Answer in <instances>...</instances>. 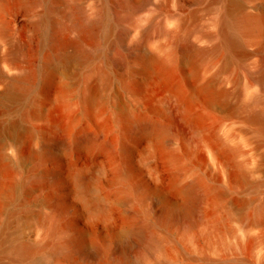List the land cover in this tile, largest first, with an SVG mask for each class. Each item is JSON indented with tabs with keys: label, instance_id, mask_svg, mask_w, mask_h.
I'll list each match as a JSON object with an SVG mask.
<instances>
[{
	"label": "rangeland",
	"instance_id": "1",
	"mask_svg": "<svg viewBox=\"0 0 264 264\" xmlns=\"http://www.w3.org/2000/svg\"><path fill=\"white\" fill-rule=\"evenodd\" d=\"M24 1L0 0V70L3 72L13 73L17 64L29 63L25 52L28 55L39 49L38 58L43 52L40 33L29 26L44 12L45 0H39L31 8H26ZM71 3H76L85 13L91 14L94 5L100 0H62V8L69 11L67 21L77 16L76 12L70 11ZM226 3L227 0H148L122 22L123 28L131 30L126 46L136 42L143 30L148 29L151 37L145 44L146 48L158 57L170 52L176 57V65L167 74V79L160 77L154 69L132 74L127 72L123 86L113 81L99 92V105L104 117H115L126 111L146 112L164 126L169 125L159 136L151 156L147 154L150 147L149 131H137L134 138L126 139L130 151L127 154L120 152L117 147L104 148L103 144L119 130L118 123L114 122L109 131L101 130L82 111L83 81L91 80L94 68L105 62L101 55L82 66L73 64L67 70L55 69L53 82L46 94L41 93L38 81L27 94L17 93L15 97L4 95L6 85L0 80V166L9 165L12 182L26 180L25 189L17 186L15 197L10 201L6 193L0 191V264H73L71 260L75 258L74 254L71 259L60 258L52 254L51 246H45L28 258H18L10 250L11 245L18 242L37 244L46 241L49 216L53 211L47 200L49 192L58 191L65 199V218L77 225V230L85 235L86 247L91 246L92 240L114 246L128 235V224L149 219V208L152 207L155 212H160L164 205L182 209L190 197L181 187L193 180L198 172L216 182L217 190L221 192L218 207L213 206L208 199L201 204L206 217L204 220L207 216L216 217L217 228L213 229V224L210 229L211 224L203 220V224H198L192 231V234H196L193 242H180L182 231L175 230L173 237L164 242V250L156 257L176 256L184 260L183 255L196 256L194 264H205L207 260H211L209 264H238L237 257H248L258 263V251L261 247L264 249V241L258 232L246 235L243 226L254 215L261 222L262 231L264 229V217L256 213L264 201V144L256 139L253 133L255 126L249 124L244 114L226 105L237 103L253 90L247 84L249 72L255 69L260 57V53L256 52L259 42L256 38H245L244 47L252 54L243 59L231 60L229 68L220 71L227 57L226 48H219L207 60L196 65L193 61L181 58L178 44L170 36L157 32L159 27L165 31L180 30L182 34L189 32L190 38L198 41L201 32L216 31V19ZM109 4L112 5V2ZM193 12L198 15V19H189L188 24L179 29L177 17H189ZM250 12H264V0H242L241 10L233 9L237 18ZM198 44L210 46L212 41H198ZM16 46L23 49L24 54L13 53ZM128 59L135 69L140 66L134 55L129 54ZM241 61L247 64V68L241 66ZM215 77L216 80L212 81ZM209 81L213 89L237 91L240 98L230 94L225 103L197 100L194 110L206 113L202 132L205 137L200 135L190 140L171 126L172 120L165 101L171 96V87L175 84L181 83L192 89ZM133 83L138 88L136 92L127 87ZM59 85H65L70 90L68 109L55 102ZM71 115H75L76 119L65 137L68 147L58 148L51 156L40 161L41 152L52 142L54 125L66 126ZM81 132L98 136V142L72 143L73 135ZM215 139L236 148L232 160L221 152ZM172 154L182 161L180 164L184 168L181 171L171 161ZM233 162L242 165L247 173L246 181H231L228 177ZM100 166L104 168L100 174V190L110 197V216L106 219L100 213L91 212L80 193V183L74 177V172L89 173ZM125 166L131 168L129 178L143 187V194L140 191L133 193L127 200L114 196L124 180L117 172ZM46 168L53 169L59 175L56 185L53 186L50 179L41 182L28 179L32 173ZM254 183L260 185L255 187ZM208 211H212V214ZM60 237V233L55 234L52 241L56 242ZM249 242L250 250L247 249Z\"/></svg>",
	"mask_w": 264,
	"mask_h": 264
},
{
	"label": "bare ground",
	"instance_id": "2",
	"mask_svg": "<svg viewBox=\"0 0 264 264\" xmlns=\"http://www.w3.org/2000/svg\"><path fill=\"white\" fill-rule=\"evenodd\" d=\"M38 1L25 0L24 6L31 8ZM109 2H112V5ZM147 2L148 0H100V3L94 5L91 14L85 13L76 3H71L70 11L76 12L77 16L67 21L66 17L69 11L62 8V0H45L44 12L39 14L29 26L30 29L40 33V47L43 52L38 58L39 49H35L27 55L25 49L24 54L23 49L19 46L15 47L13 53L16 55L24 54V56L29 57L30 61L26 64H17L13 73L0 70V80L6 85L3 91L4 95L15 97L17 93L27 94L38 81L41 85V93L46 94L53 82L55 69L67 70L73 64L82 66L89 60L101 55L105 62L94 68L91 80L83 81L82 111L84 115L90 121L97 123L101 130L109 131L114 122L118 123L119 130L113 133L112 138L106 141L103 146L104 148L117 147L120 152L126 154L130 152L126 139L134 138L137 131H149L150 147L147 154L148 156L153 155L159 136L169 125L164 126L163 123L161 124L158 120L149 117L146 112L126 111L115 117H104L99 105L100 89L109 87L113 81L123 86L127 72L132 74L154 69L160 77L167 79V74L176 65V57L173 52L158 57L146 48L145 44L151 37L148 29L143 30L136 42L128 46L125 45L131 30L123 28L122 22L131 17ZM226 4L216 19V31L201 32L198 38V41H212L210 46L199 45L198 41L190 38L189 32L182 34L180 30L165 31L161 27L158 28L157 32L170 36L171 40L177 42L181 58L193 61L196 65L207 60L219 48H226L227 57L222 63L220 71L228 69L231 60L243 59L252 54L245 49L244 41L245 38H256L259 42L256 52L260 53V57L256 61L255 69L249 72L250 79L247 84L248 88L253 90L249 91L244 98H240L237 91L213 89L211 81L197 85L192 89L186 88L181 83L175 84L171 87V96L165 101L172 120L171 126L190 140H195L200 135L204 136L202 132L206 113L195 111V102L203 100L206 103H225L227 97L233 94L240 99L237 103L226 105V107L243 113L249 124L255 126L253 133L256 139L260 144L262 142L264 144V98L262 97V93H264V12L258 14L245 13L237 18L233 14V9L241 10L242 0H227ZM189 19L197 20L198 15L193 12L189 17H177L179 29L184 28ZM24 32L26 31L24 30ZM104 46H106L105 49H103ZM129 54L134 55L140 62L137 69L131 65L128 59ZM241 66L247 68L244 61H241ZM216 77L212 81H215ZM237 80L238 78L235 77V81ZM127 87L135 92L138 89L134 83ZM257 90L258 92H256ZM69 93L70 90L65 85H59L55 96L56 104L68 109ZM75 119L76 116L71 115L66 126L54 125L52 142L45 146L41 152L40 161L51 156L54 150L68 145L65 137L72 128V122ZM97 137L94 134L75 133L72 143L94 144V141L98 142ZM215 141L220 146L221 152L232 160L237 151L236 148L226 146L219 139H215ZM176 156L172 154L171 161L181 171L184 166L180 164L181 160ZM101 167L91 169L89 173L85 171L74 172V177L80 183V193L89 205L91 212L100 213L106 219L110 216L108 204L110 197L100 190V174L104 169ZM10 171L8 164L0 166V191L3 190L6 193L9 201L15 197L17 186L25 189L26 185V180L12 182L9 176ZM130 172V166H125L117 172L119 173L118 176L120 175L124 180L114 196L123 200L129 199L131 194L139 191L143 194L142 185L129 178ZM228 174L231 181L247 180V173L239 163L233 162L232 169ZM28 179L37 182L50 179L54 186L59 182V175L53 169L46 168L41 172L32 173ZM253 185L258 187L260 184L254 183ZM181 189L190 197L182 209H174L169 205H164L160 212H155L151 207L147 210L149 216L147 221L131 223L132 218L130 219L128 235L120 243L107 246L104 241L98 243L95 240H90L91 246L89 247H86L87 239L82 232L77 230V225L75 226L73 222L66 220L67 203L65 199L60 196L58 191L49 192L47 200L52 205L53 211L49 216L50 224L46 241L37 244L26 241L18 242L11 245L10 250L18 258H28L45 246H51L52 254L60 256V258L71 259L72 254H74L75 258L73 257L71 260L73 264H194L197 260L196 256L187 257L183 255L184 260H182L176 256L158 258L156 255L164 250V242L173 237L175 230L182 231L183 236L180 237V242L196 240V234H192V231H195L193 229L198 224H203L205 215L201 210L202 202L208 199L213 206L218 207L221 201V192L217 190L216 182L199 172L193 180L183 185ZM256 210L260 217H264V201ZM209 214H212V211ZM209 217L207 216L204 222L211 224L210 229L213 224L212 228H217L215 225L217 219H214L216 217ZM255 218L254 215H251L249 221L243 226V232L246 235H255L258 232V236L264 241V229L262 231L261 222ZM216 224L218 225V222ZM58 233L61 234V237L56 242L52 241L53 236ZM255 237L253 238L255 239ZM250 245L251 242L247 245L249 250ZM77 255L78 257H76ZM254 255L256 256V254ZM236 259L238 264H264V249L261 247L258 251V263H255L257 260L253 262L248 257H237ZM210 261L207 260L205 264H209ZM68 262L70 261L68 260Z\"/></svg>",
	"mask_w": 264,
	"mask_h": 264
}]
</instances>
